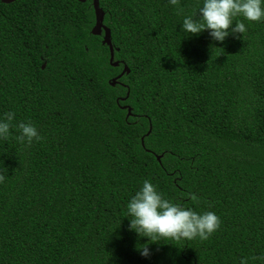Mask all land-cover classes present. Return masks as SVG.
Instances as JSON below:
<instances>
[{"label": "trees", "instance_id": "16d2710c", "mask_svg": "<svg viewBox=\"0 0 264 264\" xmlns=\"http://www.w3.org/2000/svg\"><path fill=\"white\" fill-rule=\"evenodd\" d=\"M197 3L97 0L112 67L92 0L0 2V114L42 137L0 141V264H239L264 252V22L219 44L183 37ZM145 179L215 212L219 228L142 258L122 216Z\"/></svg>", "mask_w": 264, "mask_h": 264}, {"label": "clouds", "instance_id": "9594fccd", "mask_svg": "<svg viewBox=\"0 0 264 264\" xmlns=\"http://www.w3.org/2000/svg\"><path fill=\"white\" fill-rule=\"evenodd\" d=\"M167 3L178 6L179 0H167ZM253 22H264V0H198L193 11L183 16L179 26L183 37L198 36L207 31L210 42L219 44L230 35L237 38L239 34L241 37L247 31L248 24ZM10 137L23 145H31L42 139L33 123L16 120L15 114L8 111L0 114V141ZM6 171L0 168V182L5 180ZM122 218L127 220L128 231L137 238H144V242L138 245V254L144 259L153 254L149 248L151 244L162 242L179 249L174 242L206 240L220 226L215 212H197L180 200L167 198L148 179L143 180L128 197ZM250 260L264 264V252L241 258L239 264H249Z\"/></svg>", "mask_w": 264, "mask_h": 264}, {"label": "water", "instance_id": "95a60500", "mask_svg": "<svg viewBox=\"0 0 264 264\" xmlns=\"http://www.w3.org/2000/svg\"><path fill=\"white\" fill-rule=\"evenodd\" d=\"M16 1L18 0H0L2 4H11ZM78 1L85 2V0H78ZM92 7L95 13V25L91 30V34L93 36L103 35V43L108 46V50H109V64L112 67H116L117 63L113 62V49L110 42V31L102 24L104 14L101 10L97 8V0H92ZM115 81L116 79L111 80L110 83L111 86L115 84ZM128 115H129V109H128Z\"/></svg>", "mask_w": 264, "mask_h": 264}]
</instances>
